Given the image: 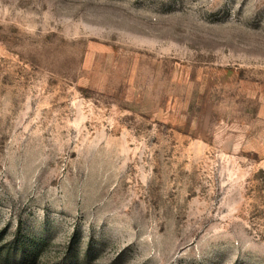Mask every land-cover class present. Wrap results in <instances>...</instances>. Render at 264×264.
<instances>
[{"label": "rangeland", "instance_id": "obj_1", "mask_svg": "<svg viewBox=\"0 0 264 264\" xmlns=\"http://www.w3.org/2000/svg\"><path fill=\"white\" fill-rule=\"evenodd\" d=\"M0 264H264V0H0Z\"/></svg>", "mask_w": 264, "mask_h": 264}, {"label": "trees", "instance_id": "obj_2", "mask_svg": "<svg viewBox=\"0 0 264 264\" xmlns=\"http://www.w3.org/2000/svg\"><path fill=\"white\" fill-rule=\"evenodd\" d=\"M24 255L22 257H19L16 260V263L22 262L27 257H33L36 255V245L34 243H30L29 246L26 248V251L23 252Z\"/></svg>", "mask_w": 264, "mask_h": 264}]
</instances>
